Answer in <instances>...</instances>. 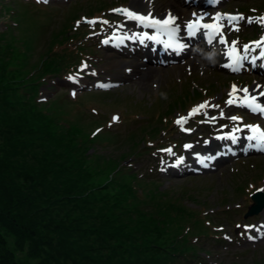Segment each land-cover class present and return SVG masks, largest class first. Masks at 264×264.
Returning <instances> with one entry per match:
<instances>
[{
    "label": "rangeland",
    "instance_id": "374dc122",
    "mask_svg": "<svg viewBox=\"0 0 264 264\" xmlns=\"http://www.w3.org/2000/svg\"><path fill=\"white\" fill-rule=\"evenodd\" d=\"M103 1L108 2L109 0ZM163 1L165 4L160 5L159 0H155V6L158 11H163L167 8L180 14V10L183 9L179 0ZM98 4L99 2L95 0H75L72 5L70 4L71 6L57 5L59 7L53 6L47 9H38L34 5H28L16 0H0V6H2L3 11L0 12V17L4 16V19L16 21L18 24L17 27L7 31L6 34H4L5 37H0V65L2 64L15 74H9L5 69L0 67V82L6 85V82L12 78L10 87H15L16 90L21 87V89H24V92L20 93V95H24L25 97L28 96V88L21 86L22 83L28 84L26 75L33 70L40 69L43 65L53 70L57 63L55 59L47 57V52L53 42L58 38L64 37L61 31L66 24V20L71 17L68 16L70 13H67L73 8H81L78 15L81 13L91 14L97 11L96 8H99ZM163 6H165V8ZM90 8L94 9L88 11ZM9 9L14 12L13 19L8 16ZM72 11L73 10H71V14ZM0 30H2L1 27ZM95 55L99 57V62H103L102 65L99 64V67L104 72L106 69L111 74L120 71L122 65L118 68L111 67L112 62L121 61L119 56L104 51H97ZM148 67H152V65L139 66L137 71L133 68V72L130 74L129 86L123 89L116 90L109 94H85L87 97L86 101H91V105L90 107L86 104L76 106L79 110H76L78 108H74L73 105H66L61 101L64 94L63 90L67 91L69 86L62 80L56 78L49 80V85L55 83L54 87L56 88L53 90L55 94L61 92L62 96H59V100H54L48 107L50 112L49 119L56 120V122L52 121V124H50L48 128L51 127L55 132L56 130L53 124H57L58 126L61 125V127L69 126V128H72V130L77 133V140L74 141L71 137V142L69 143L68 141L70 139L66 134L61 135L62 137L59 138L50 136L52 139H58L62 145H76L81 143L79 139H82L83 146L80 153L84 158L87 157V161L92 165V169H88L92 177H83L84 184L89 190L86 191V194L90 192V197L92 198L91 204L77 206L73 201H55V198L41 200L37 195L35 197L38 198H33L32 194L41 192L39 188L41 181H39L40 177H38L39 169L47 166V164L40 162L39 159L32 160L30 157L27 160L12 158L13 162H18V164L23 160L25 168H27V165H31L34 171L32 175L36 181L33 179H25L20 176V174H18L20 171L18 172V170L12 171L14 182L8 180L6 182L10 187L11 193L2 194L0 192V196L4 197H0V199H2L0 209L3 210V212L5 211V214L7 212L11 217L19 218L20 213H22L21 211L26 210V208H22L21 206L27 207L25 206L26 204L32 206L31 203H29L32 198L34 202L32 209L33 211H39V214H37V219H39V221L37 220L35 222V230H30L32 233L29 234L26 231L27 236L23 240H19L15 236L10 235V233H6L2 228V223H0V264H41L43 258H45L40 245V243L43 242V236L47 239H53L51 242L54 246L53 251L50 253L48 248H46L45 252L48 253V255L54 256L55 259L60 262L59 264H102L106 261V258L113 261L110 262V264H116L120 260H123L122 264H143L142 259L146 257V247L151 243L156 241L155 245H157L162 243L165 239L166 243L169 244L168 242L171 240H176V237H173L170 231L176 232L177 234L181 233V229L177 227V224L182 223V220L185 221L182 224H185L191 217L184 209L179 210L178 206H181L182 203L187 207H195L194 200L195 202L205 203L202 205L200 213L202 211H207L209 208L214 210V214L204 217V221H210L213 226L224 225L225 231L229 234H234V230H240L239 228H234L236 222H252L251 218L246 220L242 218V212H244L242 209L230 212H226L225 209L230 207L232 210L233 204L236 202L245 205L247 196L245 195V191L243 195L242 193L243 188L247 184L243 183V181L245 182L246 178L251 176L254 171L242 170L241 179L243 184L239 189V185L234 180L228 181L227 185L226 183H219L218 185L216 180V183L210 180L199 181L197 179H188L185 177L179 178L174 174L158 176L152 174L151 178L145 176L144 180L141 181V185L147 190V195L143 200H140L141 202H139V204H132L131 206L136 210H146V212L149 211V213L154 215L153 217L156 219V226H159L158 228L147 226L146 223L148 222L139 217L137 218L139 220L141 219V229L134 221L125 220L124 216L119 215V213L113 209L105 193L99 190L97 185L101 182H118L120 180L119 176H116L115 180H113V171L117 167L116 164L125 157L136 159L134 161L132 159L126 160V165H130L129 163H131L132 169L137 167V170H141L143 174L151 172L150 165L153 164L154 161L152 157L148 156L147 152H141L143 146L140 143V140L147 136L146 132L151 131V127L156 125V122L147 120V118H151V115H154L156 111L160 112L163 116L168 105L177 100L179 89L178 87H171L168 90L165 89L164 86L168 81L164 74V78L160 80L161 95L157 99L151 100L152 97L150 94L154 91L151 86L159 81V79L157 78L156 81L149 80L153 71H146ZM154 68H157V70L161 72L169 70L158 67ZM42 72L43 70H41L39 74H42ZM142 74L143 76L141 77ZM12 76H15V79ZM214 76L216 78L215 81L220 83V78L215 74ZM46 89L49 88L45 86L42 87L40 91L43 95L48 97V92L52 91H47ZM14 95L16 96L19 94H12L8 89H4L0 86V160L3 159L5 151L7 150V142L5 139L11 136L20 138L17 135V125L24 129H26V125L29 126L31 134L34 133L30 139L34 147H40L37 150L39 153L45 150L47 153L55 152L58 155H65V151L57 147L59 145L52 141L49 142L47 138L44 137L42 126L45 124L41 125L38 119L31 114L33 113L32 111H35V108L32 111L30 110L32 107L29 105L32 102L24 101L25 99L20 95L19 98H16L19 102H16ZM53 95L54 93H51L50 96L52 97ZM65 97L68 98L66 95ZM92 107L99 111V116L101 113H104V111L110 113L113 111L127 110L128 112L142 113L146 116V119L141 122H122L120 125L112 127L109 130L110 132L100 133L94 142H89L86 139L87 134L95 126H98L96 122H92V116L89 114V109ZM36 108L38 110L43 109L42 107ZM148 122H150V124H148ZM15 128L17 129L15 130ZM160 128L161 125L159 126V129ZM114 131H117V136ZM168 135L171 139L177 140L178 134L174 131ZM60 143L58 142V144ZM76 148H78L77 145ZM42 154L43 153H40V155ZM67 156L69 157L68 161L74 165H76L75 160L80 159L78 154H76V156L73 154L69 156L67 154ZM35 160H38V162ZM257 165L259 167L260 165L262 166L263 163H258ZM114 167L115 169H113ZM121 179L123 185L126 186L129 181L124 178ZM9 195L12 197L10 196L7 198ZM179 195L181 203L174 202V197H178ZM219 198H222L224 201L220 203V200H218ZM187 199L188 201L186 202ZM127 201L129 202V200ZM173 204L175 209L172 211L168 222L173 221L177 224H175L170 231H168L165 226L163 232L164 239H160L161 224H163L167 218V206ZM245 208L246 206L244 210ZM159 211H161V213L156 214ZM183 216H186V218L183 219ZM52 219L56 222L63 223L65 230H69V240L71 239L70 244L73 243L69 248H72L73 253L65 254L61 252L58 254L56 252L58 248L57 239L61 238L57 231H60L62 228H56L55 230L53 225H48L51 224ZM46 226L49 230L44 228ZM89 227L93 229L97 227L100 231H89V234H86L84 237V240L88 241V243L85 241H81L82 243L77 240L72 241L74 238L79 240L77 235H80V231ZM39 232H41V234H39ZM32 236L35 238H31ZM32 239L35 240L38 245L33 243ZM209 240L211 239L205 241L198 240L197 242H201V244L207 242V245L212 248L213 253L217 254L214 259L217 263L221 261L230 262L237 260V264H264V247H261L259 244L256 246V249L246 244H232L226 245V247L222 245L216 248L211 243H208ZM81 244H86L90 251L83 250L84 248ZM5 248L8 249L9 253L4 251ZM120 257L122 259H120ZM178 258L179 257H172L171 261L177 260Z\"/></svg>",
    "mask_w": 264,
    "mask_h": 264
},
{
    "label": "trees",
    "instance_id": "16d2710c",
    "mask_svg": "<svg viewBox=\"0 0 264 264\" xmlns=\"http://www.w3.org/2000/svg\"><path fill=\"white\" fill-rule=\"evenodd\" d=\"M7 32V31H6ZM6 32H0V37H5L4 34ZM1 68L5 69V71L9 74H13L12 70H9L8 68H5L2 64L0 65ZM41 70H43L42 74ZM35 76L31 75V73H28L27 79H28V84H21V86L28 88L29 95L24 96L20 95V93L24 92V89H19L16 90V88L10 87L12 78L6 82V85L3 82H0V86L3 87L4 89H8L12 94L17 93L19 94L22 98H24V101H30L32 102L29 106L32 108L30 109L33 113H31L33 116H35L38 121L42 124H45L42 126V131L44 134V137L47 138L49 142L56 143L57 147L62 148L65 151V155H58L55 152H46L45 150L40 151V153H43L40 155L39 151H37L40 147H34L31 141L32 135L31 134V129L29 128L28 125H26V129L20 128L18 126L17 130V135L20 138L16 137H9L6 140L7 142V150L5 151V156L3 157L2 160H0V192L2 194H10L11 190L9 185H7V180L8 181H13L14 182V175L12 171L18 170V174L20 176L24 177L25 179H33V168L31 165H27V168L24 166V161L27 160L29 157L33 159H39L40 162H44L47 164V166H44L42 169H39L38 172V177H40L41 184H39V188L41 189V192H35L32 194L33 198H40L41 200L44 199H54L55 201H73L77 206L91 204L92 198L90 197V192L86 194V191H89L87 187L84 184V178L89 177L91 178L92 175L88 171V169H92V165L89 164L87 161V157H83L81 155L80 151L83 146V141L82 139H79L81 143L76 144L78 148H76V145H70V144H65L62 145L58 139H52V137H62L61 135L66 134L67 137L70 139L68 142H71V137L74 141L77 140L76 132L72 130V128H67L65 129V126L61 127L58 126L57 124H53L55 127V132L48 126L52 124V121H55V119H49L50 118V112L48 110L49 106H45L44 104H38L35 102V95L37 94V89L39 87V79L43 77L44 75H47L49 73H53V70H50L49 67L43 65L41 66L40 69L34 70ZM30 74V78H28V75ZM15 79V76H12ZM19 95H14L16 102H19L18 99ZM20 97V98H21ZM36 107H42V110H38ZM29 128V129H28ZM61 128V129H60ZM17 128H15L16 130ZM51 135V136H50ZM59 135V136H58ZM13 137V138H12ZM22 138V139H21ZM9 139V140H8ZM57 140L60 144H58ZM9 146V148H8ZM72 154L76 156L78 154L80 159L75 160L76 165L73 163H70L68 161L69 157ZM39 155V156H37ZM12 158H21V162L18 164L14 163ZM38 162V160H35ZM16 164V165H15ZM117 165V164H116ZM115 165V167H116ZM115 167L113 169H115ZM126 180H128V184L123 185L122 179L118 182H108L104 181L101 182L97 187L99 190L105 193V196L109 198L111 205L113 209H115L119 215H122L125 217V220L128 221H134L136 224L139 225L140 229L142 228L141 226V219H145L146 225L151 226V227H156L158 228L159 226H156V219H154V215L149 213V211L146 212V210H136L135 208H132V204H139L140 199L135 197V193L132 192L130 188V179L127 177H122ZM36 181V180H35ZM12 184V183H11ZM14 185V183H13ZM12 186V185H11ZM75 192V193H74ZM38 197H35V196ZM11 195H9L7 198H9ZM1 198H4L3 196H0ZM12 197V196H11ZM129 200V202L127 201ZM128 203H127V202ZM51 202V201H50ZM28 203V202H27ZM29 203H31L32 206H34V202L32 198L30 199ZM28 203V204H29ZM2 204V199H0V205ZM27 207L21 206L22 208H26L25 211H21L19 218L11 217L9 214L6 212V214L3 212V210L0 209V223H2V228L5 230L6 233H10V235L15 236L19 240H23L26 238L27 233L26 231L30 234L32 231L30 230H35V222L39 219H37V214H39V211H33L32 206L25 205ZM168 210L166 211L167 218L165 219L164 223L161 224L160 228V239H164L163 237V232H164V227L166 226L167 230L170 231L171 227L170 224L173 222H168L170 215L172 211L175 209L174 205L167 206ZM161 213V211L157 212L156 214ZM155 214V215H156ZM141 218L140 220L137 218ZM56 224H55V223ZM55 225H54V224ZM133 224V223H132ZM48 225H53L56 228H62L60 231H57L59 233V236L61 237L60 239H57V249L56 252L60 254L61 252L68 254V253H73L72 248H69L71 246V239L69 240L70 232L68 229L65 230V227H63V223L61 222H56L52 219L51 224ZM134 226V225H133ZM49 230V228L46 226L44 227ZM78 230V229H77ZM65 231V232H64ZM89 231H100L99 228L95 227V229L89 227L82 229L80 231V235H77L79 237V240L74 238L72 241L77 240L78 242H83L85 241L88 243V241L84 240V237L86 234H89ZM41 234V232H39ZM170 234L173 237H176L177 233L176 232H171ZM36 235V234H35ZM33 235V236H35ZM30 236V235H29ZM31 238H35V237ZM65 239H64V238ZM44 239L43 242L40 243L41 245V250L44 252L45 258H43L41 264H59L60 262L55 259L54 256L48 255V253L45 252L46 248H48V251L51 253L53 251V244L51 243L53 239H47L45 236H43ZM32 239V242L37 244L35 240ZM82 239V240H81ZM81 242V243H82ZM169 244L166 243L165 239L162 241V243H159L157 245L156 241L151 243L149 246L146 247V252H145V258L142 259L143 264H197L200 262L199 259H197L194 256L190 255H184L183 252H188V247L186 246L185 241H178L177 238L176 240H171L168 242ZM83 246V250H88V246L86 244H81ZM80 245V246H81ZM90 245V244H89ZM143 248V247H142ZM6 253H9L8 249L5 248L4 250ZM39 252V250H38ZM172 257H179L177 260H172ZM120 259H122L120 257ZM53 263H52V262ZM51 262V263H50ZM110 262H113L109 258H106V261L103 262L102 264H110ZM123 260H120L116 264H122ZM12 264V263H10ZM112 264V263H111Z\"/></svg>",
    "mask_w": 264,
    "mask_h": 264
},
{
    "label": "snow or ice",
    "instance_id": "6c2138e0",
    "mask_svg": "<svg viewBox=\"0 0 264 264\" xmlns=\"http://www.w3.org/2000/svg\"><path fill=\"white\" fill-rule=\"evenodd\" d=\"M123 11V13L125 15H127L129 18L131 19H135L140 21L141 23H145L146 22V26L149 27H153V28H160L163 29L165 31H167L169 33V35L172 34V32H174L175 30H170L169 29V25H171L172 23H174V19L170 14L168 19L164 20V21H159V20H154L151 16H141L135 13H132L130 11L127 10H121ZM223 18H226L229 20V22H236L239 21L241 19H244V17L242 16H227V17H222L220 15H217L216 17H214V23L213 24H201L199 22V20H197L195 23H189L187 25L188 29L190 30V32L194 29H196L197 27H202L205 29H212L213 32L215 34H220L221 32V25L219 23V21ZM202 19V18H201ZM249 23H252L253 21L251 19H249L248 21ZM89 23H94V21H90ZM106 23V22H105ZM259 23L264 24V17L260 18ZM238 30V29H236ZM147 38H152V37H147ZM221 42H224L223 40ZM261 44H264V41H261L257 44V46L259 47ZM235 42H233V49L232 52L230 53L231 56L236 57V49H235ZM249 46H245V53H247L249 51ZM262 56H264V52L261 53ZM239 59H246L245 57H237L236 59H234V63H238ZM233 70H237L236 68H234ZM237 89L235 88V86H233V91L232 93H230V96H232V99H229V101H227L228 104H233L237 102L238 98H235V93H236ZM245 95L243 97V102H244V106L248 107L249 109H251L254 112H259L260 114H264V105H261L259 103L256 102V98L255 97H251L248 94V90L244 89L243 90ZM262 95H264V93H262ZM203 107V106H202ZM233 120H236V117H232ZM177 123H180V121H177ZM250 131L253 133L252 136H249L248 139L251 140H255L257 142L258 145H264V130H261L259 128V126H247ZM239 130V129H238ZM233 139H235L233 137ZM169 152H171V150H168ZM258 191H264V189H260ZM252 238V237H250Z\"/></svg>",
    "mask_w": 264,
    "mask_h": 264
},
{
    "label": "bare ground",
    "instance_id": "6f19581e",
    "mask_svg": "<svg viewBox=\"0 0 264 264\" xmlns=\"http://www.w3.org/2000/svg\"><path fill=\"white\" fill-rule=\"evenodd\" d=\"M122 63H124V62H122V61H120V62H113L112 65H113L114 68H117V67H119L120 65H122ZM128 63H129V62H128ZM158 75H159L158 73L152 72L151 75H150L149 80H151L152 78H155V77H153V76H158ZM102 94H104V93H102Z\"/></svg>",
    "mask_w": 264,
    "mask_h": 264
}]
</instances>
